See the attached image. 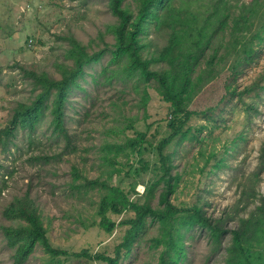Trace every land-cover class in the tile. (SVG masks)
Here are the masks:
<instances>
[{
  "label": "rangeland",
  "instance_id": "374dc122",
  "mask_svg": "<svg viewBox=\"0 0 264 264\" xmlns=\"http://www.w3.org/2000/svg\"><path fill=\"white\" fill-rule=\"evenodd\" d=\"M226 1L231 14H242L247 36L262 34V41L254 40L257 53L251 61L235 69L228 63L214 67L212 76L186 105L190 110L183 127L186 133L175 136L164 148L172 154V173L179 174L172 180L169 200L182 206L197 203L226 229L216 250L204 229H182L185 254L177 259L178 264H222L229 229L237 228L239 217L264 203V158H260L264 141V2ZM125 2L133 7L132 0ZM181 4L187 6L186 0ZM242 5L247 7L242 9ZM115 23L108 0H0V128L8 123L15 102L30 94L32 81L22 68L59 77L56 64H71L65 55L71 36L89 52L104 50L98 61L84 66L79 77L82 88L73 89L65 101L64 123L74 134V152L52 156L64 143L57 144L59 140L48 131L43 134L46 125L36 129L38 147H26L20 129H16L21 133L11 140L13 144L0 146V227L11 224L1 214L3 207L13 196L28 191L52 245L68 251L112 254L126 226H116L111 233L99 226L96 209L102 191L97 186H83L81 178L74 180L72 166L87 178L105 179L112 188L131 190L134 186L139 195L134 193L131 198L149 199L157 205L162 183L153 146L143 141L134 151L124 147L112 165L101 158L106 144H121L139 131L147 141L156 143L168 132L166 119L171 109L153 83L140 82L135 87L132 79L136 75L128 81L119 70L121 63L109 62L114 38L107 28ZM159 41L162 44L163 38ZM129 121L130 128L126 127ZM262 212L258 209L254 214L262 217ZM120 218L112 215L115 221ZM149 221L144 237L133 242L119 264H156L163 246L149 240L157 233ZM11 254L0 230V264H13ZM21 264L103 263L68 255L52 258L36 245Z\"/></svg>",
  "mask_w": 264,
  "mask_h": 264
},
{
  "label": "trees",
  "instance_id": "16d2710c",
  "mask_svg": "<svg viewBox=\"0 0 264 264\" xmlns=\"http://www.w3.org/2000/svg\"><path fill=\"white\" fill-rule=\"evenodd\" d=\"M175 1L132 0L131 7L125 0H108L109 9L117 18V23L107 28L114 38L109 62L121 63L119 70L125 72L128 81L134 78L132 75H136L132 79L135 87L140 82L153 83L171 109L166 119L168 132L156 143L147 141L146 135L139 131L121 144H106L101 158L105 164L112 165L118 151L124 147L134 151L143 141L153 146L161 174L159 181L162 183L157 205L153 206L149 199L140 202L137 198H131L132 194L139 195L134 186L131 190L117 186L112 188L105 179L87 178L72 166L74 180L81 178L83 186H97L102 191L96 209L99 226L108 233L116 226H126L121 240L113 248L112 254L104 251L89 253L86 249L68 251L52 245L41 214L26 191L13 196L1 211L2 216L11 221V224L2 225L0 230L4 245L12 249L13 264L23 263L36 245L42 246L52 258L68 255L103 264H119L133 242L138 237H144L148 218L157 232L152 233L149 240L157 247L163 246L156 264H178L177 259L185 254L184 231L192 227L204 229L214 249L220 247L221 236L226 229L219 224V219L206 215L197 203L182 206L169 200L173 190L172 180H177L179 174L172 173V154L165 153L164 148L175 136L186 133L183 127L190 115L186 105L191 102L193 94L202 88L204 81L212 76L214 67L228 63L231 69H235L236 65L251 61L257 53L254 40L262 41V34L247 36L248 27L242 14H231L226 0H186L187 6L181 4V0L174 5ZM246 7L242 5V9ZM67 38L69 45L65 55L71 58V64H56L59 77L44 70L21 67L32 81L31 91L26 100L15 102L8 123L0 128L2 148L12 143L17 133H21L16 129L24 131L20 135L26 136V147H38V141L34 139L36 129L46 125L43 134L48 131L59 140L55 141L57 144L64 143L63 148L52 156L65 151L74 152V134L68 131L64 123L65 101L73 89L82 88L79 77L84 66L98 61L104 50L89 52L75 37ZM160 38H163L162 44H159ZM126 127H132L131 121ZM193 133L196 138L197 133ZM260 158H264V141L260 147ZM219 162L218 158L216 165ZM260 205L248 216L239 217L237 228L229 229L230 238L223 247L222 264H264V203ZM258 209H263L262 217L254 214ZM123 211L129 216L121 214ZM114 214L121 218L115 221L112 219Z\"/></svg>",
  "mask_w": 264,
  "mask_h": 264
}]
</instances>
